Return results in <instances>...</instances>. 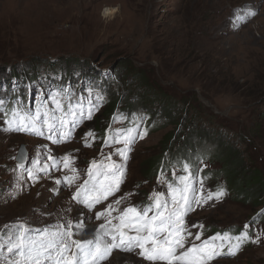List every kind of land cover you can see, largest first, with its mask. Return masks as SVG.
I'll list each match as a JSON object with an SVG mask.
<instances>
[{
  "label": "rangeland",
  "instance_id": "rangeland-1",
  "mask_svg": "<svg viewBox=\"0 0 264 264\" xmlns=\"http://www.w3.org/2000/svg\"><path fill=\"white\" fill-rule=\"evenodd\" d=\"M106 9L115 11L106 15ZM124 63L147 68L177 97L191 89L201 93L204 84L211 96L199 95L204 110L242 134L253 112L262 110L259 101H247L242 93L264 77V0H0V264H31L17 250L9 251L21 231L33 240L64 234L58 238L74 254L71 242L96 239L92 229L104 224L102 242H110L105 233L116 232L128 208L136 212L125 216L126 225L146 220L156 227L153 216L175 213L172 219L185 239L176 255L208 242L223 254L206 264H264L260 207L215 195L208 199L211 190L176 167L145 175L144 164L163 155L175 127L124 134L121 112L105 108L109 86L124 91ZM13 99L10 117L5 106L10 109ZM61 104L66 117L59 116ZM252 138L242 148L255 152L264 169V140ZM22 145L26 156L19 163ZM110 185L115 190L106 199L92 207L84 203ZM185 185L187 204L180 200ZM173 190L179 204L173 203ZM145 209H150L146 217ZM97 213L104 214L98 219ZM240 230H247L242 242ZM124 231L148 237L131 226ZM145 243L151 248V239ZM237 244L239 250L229 255ZM115 252L131 251L113 250L100 264H120ZM133 252L121 264H158L138 248Z\"/></svg>",
  "mask_w": 264,
  "mask_h": 264
},
{
  "label": "trees",
  "instance_id": "trees-1",
  "mask_svg": "<svg viewBox=\"0 0 264 264\" xmlns=\"http://www.w3.org/2000/svg\"><path fill=\"white\" fill-rule=\"evenodd\" d=\"M121 69L124 71L122 76L128 77L124 82L122 79L124 91L119 94L109 86L105 108L111 112H121L120 121H127L124 134L130 131L149 134L171 125L175 127L164 143L163 155L144 164L145 175H154L155 171L162 169L169 173L171 167H176L200 180L212 194L223 190L221 198L248 205L251 209L260 207L259 219L264 224V169L260 167L262 162L258 161L255 152H245V148H242L253 143L252 137L264 140V77L256 78L255 82L260 83L253 82L255 88L251 86L253 89H245L242 93L244 98H248L247 101H259L261 112H253L251 125L244 133L235 134L232 132L231 122L217 121V115L204 110L199 95L205 99L211 98L204 84L199 85L201 93L191 89L186 95L177 97L157 84L147 68L124 63ZM217 70L220 71L221 68ZM215 74L210 73V77H217ZM115 77L117 78L116 75ZM229 84L236 90V86H232L234 83ZM8 105L6 104L5 111L10 117H14V99L10 109L7 108ZM56 107L60 117L68 116L66 107L64 110L62 104ZM77 109L82 110V107ZM111 115L112 119L118 118L113 113ZM249 115L252 116L251 113ZM256 149L254 147L253 150ZM165 158L168 159V164H165ZM242 233H247V230H240L241 236Z\"/></svg>",
  "mask_w": 264,
  "mask_h": 264
},
{
  "label": "snow or ice",
  "instance_id": "snow-or-ice-1",
  "mask_svg": "<svg viewBox=\"0 0 264 264\" xmlns=\"http://www.w3.org/2000/svg\"><path fill=\"white\" fill-rule=\"evenodd\" d=\"M249 15H255V13H249ZM184 179L186 178L181 177V180ZM118 184L119 180L116 181L117 187ZM113 190L115 189L110 185L108 188L104 189L102 195L98 194L95 197H90V199L85 200L84 203L92 207L94 204L99 203L101 199H106ZM175 191L176 190H173V203L179 204L180 202L175 198ZM187 191L188 186L185 185L180 197V200L184 201V204H187ZM223 194V190H219L215 194H209L208 199H212L213 195L219 199ZM116 203H119V201ZM156 207H160L158 201ZM181 207H183V205H181ZM110 210L111 205L106 211ZM149 210L150 209H145L144 217L147 216ZM135 212L136 210L134 208L126 209L124 216L120 217L121 224L116 228V232L113 233L109 231L105 233L106 236L110 237V242H102V237L85 241L73 240L71 243L77 248V252L74 254H68L69 245L65 244L63 239L58 238V236L62 237L64 234L53 233L50 238L33 240L26 237L23 231L16 236L15 242L12 243L9 251L12 252L13 250H17L20 255L25 256L26 261H30L31 264H100L101 261L107 260L110 257L113 250L133 251L135 248H139L141 250L140 255L149 261H167L168 264H173L174 261L178 260H184L187 264H206V261H211L216 256L223 254L222 252H218L214 246L205 242L199 247L193 245L188 251L176 255V249L184 247L185 239L181 235L182 229L177 227L176 222L172 219L175 213H170L167 217H164L163 213H159L158 216H153L152 220L158 221V226L156 227H153L146 220L142 224L126 225L124 223L125 216ZM103 214L104 213H97L96 216L99 219ZM135 218L137 220L143 219L139 214H137ZM166 220L168 221L167 226H165ZM177 220L179 224L183 223L182 219L179 217H177ZM108 223H111V221ZM129 226L134 227L137 232L146 230L148 232V237L126 235L124 228ZM101 228H104V225H101ZM164 231H167L168 235L163 240L152 239L153 236ZM66 234L68 236L72 235L71 232ZM196 238L199 239V236ZM246 238L247 233H242V236L237 237V240L242 242V240ZM145 239H151V248L145 247V244L142 242ZM252 242H258V238ZM239 247V244L235 245V250L230 249L228 254L235 255ZM53 252H55V256H53ZM193 254H196L195 258H193ZM14 264H19V262H14Z\"/></svg>",
  "mask_w": 264,
  "mask_h": 264
},
{
  "label": "bare ground",
  "instance_id": "bare-ground-1",
  "mask_svg": "<svg viewBox=\"0 0 264 264\" xmlns=\"http://www.w3.org/2000/svg\"><path fill=\"white\" fill-rule=\"evenodd\" d=\"M107 10V9H106ZM114 11L115 10H107V11H105V14L106 15H108V14H113L114 13ZM31 206V205H30ZM29 209H31V208H29V207H27L26 208V210H25V213H27V211H29ZM74 209V208H73ZM77 214V213H76ZM98 225V224H97ZM101 225H104V224H101ZM101 225H99V226H97V227H95V228H93L92 230H94L95 231V233L96 234H99V236L98 237H102L104 234H103V230H105V226H104V228H101ZM82 227V226H81ZM85 227V226H84ZM83 227V228H84ZM107 227H108V225H107ZM113 227V226H112ZM115 227V226H114ZM119 227V226H118ZM110 228V227H109ZM74 229V228H73ZM77 229V228H76ZM81 229V228H80ZM91 229V228H90ZM131 229V228H130ZM88 230V229H87ZM92 230H90V231H92ZM114 230V229H113ZM128 230V229H127ZM126 230V231H127ZM88 232V231H87ZM93 232V231H92ZM92 232H90V233H92ZM106 232V231H105ZM131 232V231H130ZM129 232V233H130ZM135 232V231H134ZM138 234H140V233H138ZM90 235V234H89ZM146 240V239H145ZM145 240H143L142 242L145 244V247H147V244L145 243ZM107 242V241H106ZM139 249V248H138ZM141 250L139 249V252H140ZM116 253V252H115ZM122 253H125V252H122ZM133 254H135L133 251H131V252H129V253H125L124 255L123 254H121V255H118L117 253H116V256H118V258H119V262H120V264H121V261H124L125 262V260H128ZM132 260V259H131ZM181 261H183L184 263H187L186 261H184V260H181ZM138 262V261H137ZM175 262V261H174ZM173 262V263H174ZM142 263V262H141ZM155 263H158V264H168V262L167 261H155ZM149 264H151V263H149Z\"/></svg>",
  "mask_w": 264,
  "mask_h": 264
},
{
  "label": "water",
  "instance_id": "water-1",
  "mask_svg": "<svg viewBox=\"0 0 264 264\" xmlns=\"http://www.w3.org/2000/svg\"><path fill=\"white\" fill-rule=\"evenodd\" d=\"M25 156H26V153H25V149H24V146H20V149L18 151V155H17V161L19 163L23 162L25 160ZM261 213V210L258 212V215H260Z\"/></svg>",
  "mask_w": 264,
  "mask_h": 264
}]
</instances>
